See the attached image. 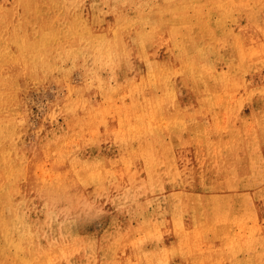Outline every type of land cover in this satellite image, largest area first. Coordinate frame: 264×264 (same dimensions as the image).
<instances>
[{"label": "bare ground", "instance_id": "1", "mask_svg": "<svg viewBox=\"0 0 264 264\" xmlns=\"http://www.w3.org/2000/svg\"><path fill=\"white\" fill-rule=\"evenodd\" d=\"M124 1L0 0L16 8V13L31 16L32 23L20 30L0 28V38L7 34L10 43L9 57L0 55V67H9V80H0V264H68L71 256L63 252L62 245L74 231L65 229L62 217L56 220L55 215L69 203L87 199L68 194L81 191L85 183L54 181L39 187L35 182L24 184L12 179L10 165L16 146L9 149V145L21 132L19 103H23L20 100L26 89L24 70L14 68H26L28 60L27 68L50 67L51 41L61 38L78 40L92 62L103 56L102 48L110 43L105 28L45 29L33 9L87 5L93 10L67 14L93 19L104 16L101 8L105 5L125 7ZM149 5L151 34H143L148 32L143 26L142 34L136 30L131 37L123 25L118 39L123 82H127L123 93L132 92L133 98L138 90L139 96L131 103L142 107L137 113L132 108L133 124L127 122L130 117L126 120L138 134V158L133 163L142 162L149 177L146 175L145 182L138 185L136 174L118 181L114 188L118 198H108L116 208L109 214L112 230L104 241L112 248H123L127 245L123 237L129 226L127 216L139 215L144 219L140 228L148 237L152 231L161 232L165 252L152 248L142 254L138 242L122 256L127 264H135L136 254L153 264L232 260L237 257L231 254L235 246L264 243V103L257 95L247 101H231L223 90L238 86L248 68L263 55L239 51L228 40L227 49L222 51L216 41L199 38L188 24L189 9L204 6L197 0H149ZM123 20L128 22L127 17ZM223 66L228 69L220 71ZM128 198L133 206H127ZM152 204L154 212L149 214ZM37 208L49 213L46 224L32 219L31 211ZM191 246L211 249L191 257L185 254V247Z\"/></svg>", "mask_w": 264, "mask_h": 264}, {"label": "rangeland", "instance_id": "2", "mask_svg": "<svg viewBox=\"0 0 264 264\" xmlns=\"http://www.w3.org/2000/svg\"><path fill=\"white\" fill-rule=\"evenodd\" d=\"M117 1L114 0V3ZM197 1L204 6L189 9L188 24L199 38L216 41L218 49L222 51L227 49L228 40L239 51L258 52L257 54L263 55V59L253 62L252 67L240 78L241 85H232L231 89L223 91L229 93L231 101H247L257 95L264 103V0ZM124 6L105 5L101 8L104 16L92 17L93 19L67 14L93 10L87 5L51 8L43 6L33 9L39 13L37 15L42 20L41 26L45 29L66 30L82 26V29L91 31L105 28L110 43L107 42L106 47L102 48L103 56L92 62L88 57L90 53L82 51L78 40L61 38L51 41L50 67L27 68L30 64L28 60L26 68H14L17 72L24 70L22 83L26 89L20 100L23 103H19L21 132L15 137L17 141L9 145V149L16 146L15 157L10 165L12 179L20 180L24 184L35 182V186L39 187L54 181L87 185L81 191L68 192L87 198L85 202L69 203L55 215L56 220L58 216L62 217L65 229L71 228L74 231L72 238L62 245L63 252L71 256L68 264H118L120 257L121 264H127L122 256L125 251L136 248L138 242L142 254L152 248L161 253L165 252V239L163 240L161 232L150 229L152 234L148 237L145 230L140 228L144 219L139 215L127 216L129 226L123 234L127 245L123 248H112L105 243L106 233L112 230L108 222L109 214L116 208L114 204H109L108 198L112 195L118 196L114 192L118 181L136 174L138 185L145 182L146 175L149 177L145 172L147 167L142 162L137 165L133 163L138 158V134L127 126L126 120L134 114L132 108H136L137 113V109L142 107L139 105L137 108L131 103L136 99L138 90L133 98L132 92L123 93V85L127 82H123L118 39L122 36L123 25L128 36L133 37L136 30L142 34L144 28L148 32L143 34L150 35L152 16L149 0H125ZM14 10L17 9L0 3V28L20 30L31 27V16L20 15ZM124 17L128 18L127 23L124 22ZM9 48V36L5 34L0 38V55L9 57ZM105 49L108 50L107 54ZM146 51L151 52V49L147 48ZM87 62L88 67L85 66ZM31 65L34 67L33 63ZM219 69L225 71L228 68L223 66ZM5 79L9 80V67L1 66L0 80ZM244 109L247 113L248 109ZM128 121L133 124L134 116ZM104 202L106 203L103 205ZM126 203L127 206L134 205L131 198ZM37 204L36 201L35 205ZM149 207L147 211L152 214L154 205ZM31 217L46 224L49 213L45 209L37 208L31 211ZM153 238L156 243L152 242ZM148 239L150 241H146ZM210 249L207 246L185 247V254L194 257L195 254ZM232 250L231 254L237 257L232 260L224 259L218 264H225L227 260L230 262L226 264H264V243L235 246ZM135 258L138 259L135 264L154 262L148 258L145 260L140 254H136ZM186 258L192 260L190 257Z\"/></svg>", "mask_w": 264, "mask_h": 264}]
</instances>
